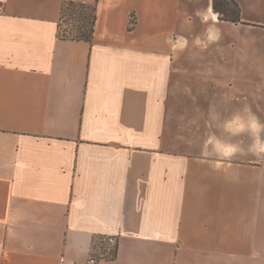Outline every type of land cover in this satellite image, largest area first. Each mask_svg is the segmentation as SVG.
Returning <instances> with one entry per match:
<instances>
[{"label": "crops", "instance_id": "0c3cea01", "mask_svg": "<svg viewBox=\"0 0 264 264\" xmlns=\"http://www.w3.org/2000/svg\"><path fill=\"white\" fill-rule=\"evenodd\" d=\"M69 1L92 42L59 37ZM0 5V264H264V114L177 69L213 0L193 40L190 0Z\"/></svg>", "mask_w": 264, "mask_h": 264}, {"label": "rangeland", "instance_id": "374dc122", "mask_svg": "<svg viewBox=\"0 0 264 264\" xmlns=\"http://www.w3.org/2000/svg\"><path fill=\"white\" fill-rule=\"evenodd\" d=\"M236 1L241 9V23L220 21L219 40L210 37L193 41L196 44L192 48L196 52L188 53L177 69H183L182 75H187L185 83L194 87L191 102H195L197 93L202 100L220 96L233 100L232 105L253 108L264 114V0ZM207 6L208 0H190L186 11L191 14L192 21L187 27L185 13L182 14L180 31L189 39L206 33L207 25L203 24L202 18L208 12ZM226 7L221 5L224 11H227ZM87 13L92 15L91 9ZM215 30L211 28V31ZM186 69L190 72H186ZM204 103L208 107L207 101ZM262 122L264 125V119ZM111 251L114 255L113 247Z\"/></svg>", "mask_w": 264, "mask_h": 264}, {"label": "trees", "instance_id": "16d2710c", "mask_svg": "<svg viewBox=\"0 0 264 264\" xmlns=\"http://www.w3.org/2000/svg\"><path fill=\"white\" fill-rule=\"evenodd\" d=\"M221 5L227 6V11H224ZM90 9L92 15L89 16L87 11ZM213 11L218 14L219 21L221 22L236 24L241 21V9L235 0H213ZM96 23V4H83L72 1L64 2L58 24L59 37L62 40L85 41L90 43L94 37ZM115 252H117V249Z\"/></svg>", "mask_w": 264, "mask_h": 264}, {"label": "built area", "instance_id": "2783aa9c", "mask_svg": "<svg viewBox=\"0 0 264 264\" xmlns=\"http://www.w3.org/2000/svg\"><path fill=\"white\" fill-rule=\"evenodd\" d=\"M2 11H3V8L0 5V12H2ZM86 264H99V261L94 255H92V256L89 257V259H88Z\"/></svg>", "mask_w": 264, "mask_h": 264}]
</instances>
